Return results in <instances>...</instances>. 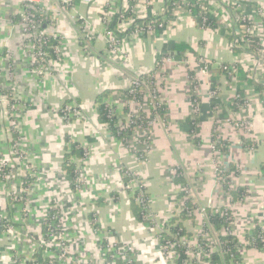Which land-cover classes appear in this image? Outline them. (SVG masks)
Returning <instances> with one entry per match:
<instances>
[{
	"label": "crops",
	"instance_id": "1",
	"mask_svg": "<svg viewBox=\"0 0 264 264\" xmlns=\"http://www.w3.org/2000/svg\"><path fill=\"white\" fill-rule=\"evenodd\" d=\"M89 1L74 0L72 8H63L59 0H43L41 7L48 23L45 29L53 35L54 46L60 47L62 55L52 61V74L40 75L25 45L23 60L16 37L22 0H0V13L12 20L11 24L0 22V57L11 46L20 56L17 65L21 72L18 81L24 87L19 91L24 106L23 128L30 163L38 171L39 180H35L30 193L35 211L30 222L41 220L48 203L46 195L53 189L58 201L65 193L62 201L66 207L61 208L69 211V232L77 242L76 254L83 252L96 264H123L104 254L110 240L129 245L136 264H172L161 250V237L171 236L168 227L182 213V184L176 183L173 174L180 168L186 184L194 185L195 204L206 210L230 207L233 235L240 242L248 240L247 234H252L264 216V86L254 82L248 66L239 62L240 52L232 49L235 35L230 18L222 7L214 5L210 14L219 27L207 29L199 25L194 13L183 11L175 16L169 6L171 0H146L150 4L144 15L160 19L166 28L138 37L128 28L126 33H119L123 42L120 53L112 54L102 21L106 0ZM234 1L239 3L241 14L263 21L264 26V0ZM84 32L91 37L89 43L83 38ZM160 56L171 60L156 73L164 119L151 128L152 149L141 158L134 142L126 145L99 121V100L106 96L103 103L114 110L119 121L127 117L128 107L131 112H141L142 105L128 103L126 92L133 78L156 70ZM201 59L210 61L207 73L202 72ZM223 64L239 68L236 80L222 71ZM193 82L198 86L200 102L197 126L191 124L195 116ZM213 90L218 91L215 102L219 115L211 106ZM0 94L13 98L7 89ZM235 95L248 102L246 114L254 125L251 135L241 134L230 122L240 114L233 105ZM66 105L80 115L70 125L62 120L61 110ZM215 140L219 142L216 149L211 145ZM8 144L0 128V159ZM73 145L88 153L84 162L80 156L71 157L84 171L83 194L71 189L64 168ZM217 166L229 177L227 185L232 191L247 192L242 201L232 202L224 189L226 183H219ZM125 170L134 172L144 186L154 224L144 217L139 220L134 213L132 199L123 188ZM19 207L10 205L0 180V219L18 217ZM179 223L193 245L206 219L196 213V217ZM13 251L11 239L0 230V264H4L1 258ZM239 254V261L231 258L227 263L222 254L219 257L223 264H264L263 248L247 246Z\"/></svg>",
	"mask_w": 264,
	"mask_h": 264
},
{
	"label": "built area",
	"instance_id": "2",
	"mask_svg": "<svg viewBox=\"0 0 264 264\" xmlns=\"http://www.w3.org/2000/svg\"><path fill=\"white\" fill-rule=\"evenodd\" d=\"M63 8H72L74 0H59ZM195 0H171V12L178 16L183 11L193 14L194 9L196 8ZM84 3L89 4V0H83ZM196 4H200L202 12L210 13L211 7L214 5H219L223 8L224 13L230 18L231 27L234 30L235 40L232 43V49L240 52L239 62L245 66H248V70L252 72L253 80L257 84L264 86V45L261 42H264V30L260 26H263L260 20L250 19L245 14L240 13V6L234 0H196ZM207 2L208 5H202ZM43 0H25L24 1V16L21 18V25L24 28V34L26 35L29 45H31L33 54V59L36 61L35 66L38 71L42 68L47 67L48 64L52 63L51 58L48 55V49H53L56 58L59 59L62 55L60 47H51V41L54 38L52 34H49L46 30L41 29L43 19L41 15L43 14V9L41 4ZM130 3H134L133 6H130ZM150 4L146 0H106V10L103 12L102 21L107 30V43L109 52L120 53L122 49V39L119 37V33H126L128 28H132L131 34L134 37L139 35L154 32L156 26L153 24H148L146 26H140L139 21L147 19L146 6ZM39 15V16H38ZM147 15V14H146ZM207 23V18H203V25ZM115 24L116 28H113ZM159 27H163V23L159 24ZM264 27V26H263ZM263 32V34L261 33ZM83 38L90 42V35L83 34ZM166 62H171L167 57L160 58L157 63L155 71H152L153 74L149 77L144 75L137 76L132 79L131 86L128 90L127 99L129 102L140 103L141 112L134 113L127 108V117L125 120H118L114 114V110L109 108V117H115L117 119L116 127L118 128V136H124L127 132V135L122 137L120 140L126 145L135 143L138 148V154L141 158H146L151 149H152V135L151 128L154 126L156 121L159 119H164L161 116L159 109L162 107L160 101V89L156 84V73L160 72L162 66ZM200 63L204 65L202 70L203 73H207L210 65V61L207 59H201ZM250 63L251 65L249 66ZM222 71L228 75L232 80H236L239 68L236 65H227L223 64L220 66ZM42 75V72H38ZM193 82L194 98H193V111L194 115L198 116L200 111V102L198 98V86ZM192 92V91H191ZM137 94L142 96L141 100H138ZM218 96V91H211V99H216ZM8 104L9 99L7 97ZM235 108L240 113L237 118L230 120V122L235 126L236 130L241 134L248 136L253 132L254 125L252 121L248 118L246 112L248 108L247 100L243 99L239 95H235ZM10 115L13 112H17L18 109L14 107L15 104L10 102ZM214 112L216 115H219L220 109L216 105L214 107ZM62 120L70 125L75 119H80L79 113L74 109V107L66 105L61 110ZM14 136L17 137V134ZM131 141V142H130ZM218 141L215 140L212 142V148L216 149L218 146ZM88 153L84 151V156L82 157V162L86 160ZM71 162L75 165V179L73 182L74 192L81 190L85 187V175L83 174V169L77 167V164L73 160ZM8 160H4L3 157L0 159V180L4 184L6 189L7 199L10 204L16 206L18 197L15 196V193L21 191V194L25 196V200L30 202V177L27 175L20 179L21 183L13 182V184L8 185L7 182L12 178L13 170L9 165ZM80 166V165H78ZM29 167V165H28ZM217 177L219 179L220 185H224L226 182V173L221 170L219 166L216 167ZM174 176L182 175L181 169L176 168L173 170ZM123 178L125 180L124 189L128 191L129 196L134 200L140 207L143 214V217L148 221H153L154 218L151 216L149 211V199L144 186L141 184L137 175L129 170L123 172ZM82 182L84 184L82 185ZM181 192L184 193L183 203L181 204V212L184 211L185 204L184 202L188 199H192L194 192L193 184H186L181 186ZM230 197V196H229ZM195 204V202L193 201ZM16 204V205H15ZM28 208H24L23 215L27 212L26 216L29 214V205ZM14 208V207H13ZM31 209V204H30ZM61 207L59 205L53 204L49 206L47 210L48 215L46 221L43 222V227L48 234V240L55 242L59 238L66 236L64 227L61 225ZM214 213L220 214L221 217H225L226 226L222 228L219 232L216 231L213 225L210 223L209 214L205 208H198L197 214L203 216L206 219V224L202 228V231L199 235V239L195 244H190V242L185 237H175L170 236L169 238L162 236L161 250L163 254L170 259L172 264L178 260L182 253L185 255L182 264H210L211 255L214 253L229 254L232 259H234V251L236 253H242L244 248L254 247L252 245L253 241L245 240L240 242L234 235L232 227L234 224V218L231 214V208L227 207L221 211V208H213ZM0 224L3 225V228H7V222L3 219H0ZM158 229L160 228L156 225ZM165 232V231H164ZM220 237H234L235 240L229 242H222ZM259 238L263 243L264 249V216L260 223V235ZM200 240V242H199ZM64 248L69 250V243L64 241ZM227 245L231 246V249L227 248ZM105 252L112 256L113 259L123 260V264H136L135 259L132 255V248L127 244H117L111 242L110 240L106 243L104 247ZM15 264H25L23 261L15 260Z\"/></svg>",
	"mask_w": 264,
	"mask_h": 264
},
{
	"label": "rangeland",
	"instance_id": "3",
	"mask_svg": "<svg viewBox=\"0 0 264 264\" xmlns=\"http://www.w3.org/2000/svg\"><path fill=\"white\" fill-rule=\"evenodd\" d=\"M24 1L25 0H22L23 7L18 15L20 18V21L17 25L19 34L16 35V37L18 38V45L21 46L23 60L25 45L27 55L31 59V63L34 66L36 61L33 59V54L28 52V50H32V47L29 45L26 35L24 34V28H22L21 25V18L24 16ZM4 21L11 24L12 20L11 18L7 19V17L0 13V22ZM261 33L263 34V32ZM261 43L264 45V42ZM6 49V55L3 58L0 57V90L7 89V91L12 93V102L15 104L14 107L18 109L16 113L13 112L10 115L11 103L8 104L7 96L0 94V128L6 135L7 141L9 143L6 151L3 153V159L9 161V165L13 170L12 178L8 180L7 184L11 185L13 182L19 183L21 181L20 179L28 175L31 182L29 193H31L35 180L39 179L37 168L34 164L30 163V152L26 147L28 140L27 136L24 134L23 128L24 106L21 103L22 101L20 99L19 91L23 90L24 87H22L18 81V73L21 72L19 65H17L18 61L20 60V56L17 51H15L14 46L9 48L7 47ZM52 71L53 63L48 64L47 67L42 68L38 72H42V75H49L52 74ZM15 134H17V137L14 136ZM83 184L84 182H82V185ZM62 185L66 186L65 182H62ZM82 189H84V187ZM67 194L69 195V193ZM78 194L83 193L79 190ZM64 195L65 193L61 195L60 201H58V199H55L56 195L53 193V189L50 190L46 195L48 203L43 210L42 218L41 220L34 223L30 222V220L33 218V215H35V211L32 208V199L30 198V202H27L25 200V196L21 194V191L18 192V194L15 193L14 197H18L19 202L17 204L20 205L19 209H21L23 212L24 208H28L27 205H29L30 212L28 216H26L27 212H25V215H23L21 212L18 217H1V219L7 222L8 226L7 228H3V225L0 224V230L11 239L12 244L14 245V251L11 252V255L1 258L4 264H15L14 262L17 259L19 261L25 262V264H96V261H94L93 258L84 255L83 252L76 254L74 251V246L77 244V242H75V240L70 236L69 231L71 228V218H69V211H65L63 208L60 211L62 212L61 225L64 227L66 236L59 238L55 242L48 240V234L43 227V222L46 221L48 215L47 210L49 209V206H52L53 204L65 208L66 205L62 201V196ZM71 196H74V194H71ZM13 207L16 209V206L13 205ZM36 213L38 212L36 211ZM64 241L69 243V250L64 248ZM105 253L106 252H104V254ZM110 257L112 260H115L112 256Z\"/></svg>",
	"mask_w": 264,
	"mask_h": 264
},
{
	"label": "trees",
	"instance_id": "4",
	"mask_svg": "<svg viewBox=\"0 0 264 264\" xmlns=\"http://www.w3.org/2000/svg\"><path fill=\"white\" fill-rule=\"evenodd\" d=\"M174 2L177 1V0H173ZM195 2V5H196V8L194 9L193 13H194V16L197 18L198 20V23L201 27H204V28H207V29H210V28H218L219 27V22L217 21V19L213 18V16H211L210 13H205V12H202L201 10V7H200V4H196V0L194 1ZM134 3H130V6H133ZM202 5H208L207 2L203 3ZM169 6H171V3L169 4ZM39 16V15H38ZM42 19H43V22H42V27L41 29L43 30H46L45 27L47 25L48 27V23L46 22V19L45 17L43 16V14L41 15ZM206 17L207 18V23L205 25H203V18ZM153 24L156 26L155 30H159L161 31V29H164L166 28V25L161 22L160 19H145V20H141L138 22V24L140 26H146L148 24ZM163 23V27L160 28L159 27V24ZM55 42H53V39L51 41V47H55ZM48 55L49 57L51 58L52 61H56V55L54 54V51L53 49H48ZM160 58H162V56H160ZM159 58V59H160ZM153 74V72L151 73H148L144 76L146 77H149ZM128 93V91L126 92ZM240 96V95H239ZM106 96H102L100 97V100H99V106H98V117H99V121L102 123V124H106L109 126L110 130L119 138L121 139L122 137L126 136L127 135V132L124 136H118V128L116 127V124H117V119L115 117H109V108L107 107V105L105 103H103V99L102 98H105ZM137 99L138 100H141L142 99V96L140 94H137ZM9 99V98H8ZM11 97H10V99ZM217 103L215 102V99H213L211 101V106L212 108L216 107ZM233 105H234V108H235V101H233ZM163 106L160 107L159 109V112L161 114V116H163ZM191 124L192 125H195L197 126V123H198V117L197 116H194L192 119H191ZM197 128V127H195ZM197 131V129H195ZM80 156V157H83L84 156V151L80 148H78L77 145H73L72 146V151L70 153V155H68L66 157V161H65V164H64V168L65 170L67 171V174H68V178L69 180L71 181V189L74 191V186H73V182H74V179H75V173H74V170H75V165L71 162V157L73 156ZM1 178V176H0ZM226 184L224 185L225 186V191L227 192V194L230 196V198L232 199V202H238V201H242V199H244L246 196H247V192L245 190H242V189H238L236 191H232L229 187H228V180H229V177H227L226 175ZM175 179H176V183H178V185H186V182L184 181L183 179V176L182 175H177L175 176ZM125 182V181H124ZM181 196L184 198V193L181 192ZM131 204H132V209L134 211V213L136 214V216L138 217L139 220L143 219V214H142V211H141V207L134 201L132 200L131 201ZM185 204V210L182 211V213L180 214V217L179 218H174L172 220V222L170 223L168 229L170 231V234L172 237H175V236H179V237H186V234H184L182 228H181V225H180V221L181 220H185V219H192L194 217H196V213H197V210L199 208L198 205L194 204L193 203V200L192 199H188L184 202ZM224 208H221V211H223ZM207 213L209 214V218H210V223L213 225L214 229L216 231H220L222 228H224L226 226V221H225V217H221L220 214H216L214 213V211L212 209H207ZM252 234L248 233L247 234V239L249 241H253L252 245L255 246V248H258V249H262L263 248V243L261 242V239L259 238V235H260V223H257L254 230L251 232ZM167 238H169V236H167ZM220 240L222 242H229V241H233L235 240L234 237H220ZM200 242V240H199ZM162 243L164 244V241H162ZM227 248L228 249H231V246L230 245H227ZM221 254V253H220ZM219 253H214L211 255V259H210V264H223V260L219 257ZM222 257L224 258V262H228L230 259H231V256L229 254H222ZM234 258L236 261H239V258H240V254L239 253H236L234 251ZM183 259H185V255H181V257L176 260L174 262V264H182L183 262Z\"/></svg>",
	"mask_w": 264,
	"mask_h": 264
}]
</instances>
